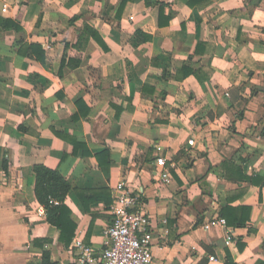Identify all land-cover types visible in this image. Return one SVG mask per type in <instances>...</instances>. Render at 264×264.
<instances>
[{
  "label": "crops",
  "instance_id": "obj_1",
  "mask_svg": "<svg viewBox=\"0 0 264 264\" xmlns=\"http://www.w3.org/2000/svg\"><path fill=\"white\" fill-rule=\"evenodd\" d=\"M147 1L0 0L19 26L0 25V264H78L76 237L100 249L120 182L149 217L151 264H264V0ZM84 25L106 50L76 46ZM35 165L70 186L68 244ZM216 217L229 246L202 228Z\"/></svg>",
  "mask_w": 264,
  "mask_h": 264
},
{
  "label": "built area",
  "instance_id": "obj_2",
  "mask_svg": "<svg viewBox=\"0 0 264 264\" xmlns=\"http://www.w3.org/2000/svg\"><path fill=\"white\" fill-rule=\"evenodd\" d=\"M155 174L165 183L170 181L166 160L155 159ZM115 196L109 207L111 221L103 233L102 247L94 249L81 237L73 239L70 251L78 264H151L152 231L148 215L138 210L139 195L129 189L125 182L114 188ZM50 203L58 205L55 200ZM221 227L226 230L224 243L233 242V233L224 218H212L202 225L204 230ZM210 256L209 261H214Z\"/></svg>",
  "mask_w": 264,
  "mask_h": 264
},
{
  "label": "trees",
  "instance_id": "obj_3",
  "mask_svg": "<svg viewBox=\"0 0 264 264\" xmlns=\"http://www.w3.org/2000/svg\"><path fill=\"white\" fill-rule=\"evenodd\" d=\"M127 1L128 0H121L118 12L122 9ZM146 3L149 5V1L146 0ZM0 25L7 30L19 29V26L11 20L2 21V19H0ZM136 35L140 36L144 40L150 39L149 36L143 35L139 31H136ZM90 38H92L98 45H100L103 50L107 49L98 32L88 25L83 26L79 34L76 46L79 47L81 43L88 42ZM25 48L27 49L26 51H34L36 47L25 46ZM37 49L39 53L43 54L41 47H37ZM61 138L64 139V137ZM33 172L35 174V197L38 203L44 209L46 221L59 230V239L65 244H68L73 237L76 228V226L70 219V210L64 204L66 195L70 191V186L67 181L58 173L57 170L49 169L43 165H35L33 167ZM247 180L253 182L252 178H247ZM50 200L57 201L58 205L50 203ZM238 225H243V223L239 222ZM40 264H53L49 261V254L47 252H43L42 261ZM225 264H234V262L229 256H227Z\"/></svg>",
  "mask_w": 264,
  "mask_h": 264
}]
</instances>
